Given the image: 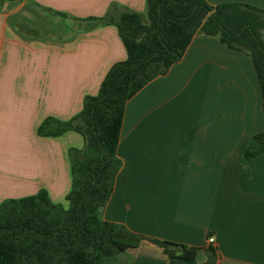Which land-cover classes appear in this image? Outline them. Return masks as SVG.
<instances>
[{
    "label": "crops",
    "instance_id": "0c3cea01",
    "mask_svg": "<svg viewBox=\"0 0 264 264\" xmlns=\"http://www.w3.org/2000/svg\"><path fill=\"white\" fill-rule=\"evenodd\" d=\"M204 1L264 11V0ZM128 12L146 16V1L0 0V204L45 191L68 208L70 151L83 150L85 139L39 131L49 119L78 117L86 98L99 95L110 71L127 61L111 21ZM262 133L251 57L197 34L166 75L127 103L123 166L102 219L159 241L213 246L219 264H264V152L241 173L249 143ZM117 264L169 262L145 243Z\"/></svg>",
    "mask_w": 264,
    "mask_h": 264
},
{
    "label": "trees",
    "instance_id": "16d2710c",
    "mask_svg": "<svg viewBox=\"0 0 264 264\" xmlns=\"http://www.w3.org/2000/svg\"><path fill=\"white\" fill-rule=\"evenodd\" d=\"M145 1L146 16L128 12L111 21L128 59L110 71L99 95L87 97L82 113L70 122L49 119L40 128L43 136L74 131L85 139L83 150L70 151L68 208L54 204L45 191L0 204V264H117L121 255L136 252L145 243L157 246L169 264H219L213 246L200 249L142 236L104 221L102 211L123 166L118 147L127 103L166 75L197 34L217 37L251 57L264 105V11L241 4L213 7L204 0ZM263 152L264 133L249 143L242 175Z\"/></svg>",
    "mask_w": 264,
    "mask_h": 264
},
{
    "label": "built area",
    "instance_id": "2783aa9c",
    "mask_svg": "<svg viewBox=\"0 0 264 264\" xmlns=\"http://www.w3.org/2000/svg\"><path fill=\"white\" fill-rule=\"evenodd\" d=\"M214 243H215V240H214V239H210V240H209V244H210V245H213Z\"/></svg>",
    "mask_w": 264,
    "mask_h": 264
}]
</instances>
